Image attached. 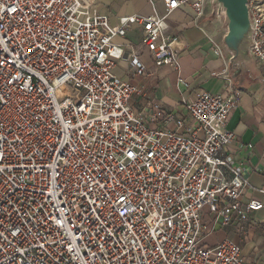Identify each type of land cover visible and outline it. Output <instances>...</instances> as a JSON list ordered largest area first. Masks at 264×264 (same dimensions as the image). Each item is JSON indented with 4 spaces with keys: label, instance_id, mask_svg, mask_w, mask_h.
<instances>
[{
    "label": "built area",
    "instance_id": "1",
    "mask_svg": "<svg viewBox=\"0 0 264 264\" xmlns=\"http://www.w3.org/2000/svg\"><path fill=\"white\" fill-rule=\"evenodd\" d=\"M92 3L0 0V264H248L235 241H205L233 224L264 231L251 218L264 202L241 201L248 181L224 154L238 143L227 128L238 102L221 45L206 36L221 91L181 111L130 80L178 69L182 41L164 20L187 7L201 28L212 0H162L161 15L119 25ZM247 7L264 70V0ZM133 25L140 41L125 51L113 40ZM121 60L129 78L114 72Z\"/></svg>",
    "mask_w": 264,
    "mask_h": 264
},
{
    "label": "crops",
    "instance_id": "2",
    "mask_svg": "<svg viewBox=\"0 0 264 264\" xmlns=\"http://www.w3.org/2000/svg\"><path fill=\"white\" fill-rule=\"evenodd\" d=\"M92 10L106 15L112 25H119L122 20L132 14L150 13L152 7L158 15L163 13L162 0H92ZM192 13L189 8L181 7L164 20V31L178 37L182 43H176L178 50V69L162 67L150 80L130 78L137 83L141 93L148 98L159 101L173 111H181L182 99H192L200 90L210 93L220 92L224 80L219 75L224 70V63L211 50L209 36L222 47L228 75L233 81L237 106L229 115L227 128L234 132L237 144H233L224 154L232 156V165L241 170L248 186L241 194V201L251 197L264 202V70L256 65L246 51L236 58V64L230 63L231 52L227 49L224 36L228 29L224 14L214 16L212 7L206 8L204 16L199 20V27L191 22ZM141 31L137 25L131 26L123 37H115L113 42L125 50L129 44L140 41ZM126 51V50H125ZM147 60V57H145ZM147 62V61H146ZM126 62L121 60L114 68L117 76L129 78L125 70ZM212 72L216 75L213 76ZM226 95V92H223ZM135 105L143 98L134 97ZM252 221H264V208L251 214ZM218 236L210 243L229 238L241 247V255L248 264H264V231L250 226L241 232L238 225L218 228L210 236Z\"/></svg>",
    "mask_w": 264,
    "mask_h": 264
},
{
    "label": "water",
    "instance_id": "3",
    "mask_svg": "<svg viewBox=\"0 0 264 264\" xmlns=\"http://www.w3.org/2000/svg\"><path fill=\"white\" fill-rule=\"evenodd\" d=\"M212 14L225 16L228 31L224 42L231 52L230 63L234 65L242 51L249 55L252 28L247 0H212Z\"/></svg>",
    "mask_w": 264,
    "mask_h": 264
},
{
    "label": "rangeland",
    "instance_id": "4",
    "mask_svg": "<svg viewBox=\"0 0 264 264\" xmlns=\"http://www.w3.org/2000/svg\"><path fill=\"white\" fill-rule=\"evenodd\" d=\"M218 238V236H208V237H206V239H205V241H207L208 243H210L211 241H213L214 239H217Z\"/></svg>",
    "mask_w": 264,
    "mask_h": 264
}]
</instances>
